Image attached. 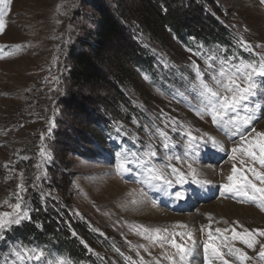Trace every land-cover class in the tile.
<instances>
[{
  "label": "rangeland",
  "instance_id": "rangeland-1",
  "mask_svg": "<svg viewBox=\"0 0 264 264\" xmlns=\"http://www.w3.org/2000/svg\"><path fill=\"white\" fill-rule=\"evenodd\" d=\"M88 1L10 0L6 7L0 5V10L5 13L3 18L5 27L0 32V49H3L0 51V212L12 211L9 205L17 200V184H23L26 188L23 193L24 204L27 209L31 206L29 204L31 194L28 189L36 185L37 182H34L39 177L38 173L45 165L44 162L49 161L52 153L55 163L51 174L55 180V186L51 187L50 191L55 193V195L52 194L53 196L58 195L68 209L73 210L78 219L86 223L91 233L97 236L98 241L95 243L88 240L84 242L88 245L89 255L91 254L102 264H141V257L144 264H155L164 251H174L168 245L162 249L152 241L142 239L137 234L138 230L142 231L141 226L167 228L171 233L184 231L185 229L176 226L186 224L199 242L197 255L202 262L198 264H204L202 243L207 239V231L204 233L199 231L201 225L211 224L213 230L216 227H235L237 232H242L245 228L264 230V212L253 203H241L236 199L221 197L219 189V186L226 182L225 176L230 174L233 164H236L238 170L249 179H252V176L247 169L254 167L260 171L259 164L253 163L250 158L241 157L240 154H237L235 161L229 160L231 149L236 146L233 140L238 143L239 138H232L228 144L224 143L220 135H226L217 131L210 122L211 119L200 118L193 111L199 105L190 90V82L194 79L192 63L198 64L202 70L205 68L204 60L193 53L202 52L207 56L211 51L217 56L233 55L223 48L208 50L201 44H192L190 48L172 37L167 47H163L148 40V35L144 32L140 33L139 29L131 24L134 21H125L131 24L132 29L138 30L141 40L145 43L144 48L154 56L155 72L159 80L156 82L152 75L138 70L136 77H133L135 83L130 84L128 81L118 80L110 66L100 64L98 70L106 81H118V84L117 81L115 84L123 101H117L113 107H108L104 103L106 98L101 97L93 106H89L92 114L96 112L101 118L104 117L109 126V131L104 132L106 145L102 155H94L91 152L92 146L83 140L78 142L82 134L77 133V128L84 133L101 137L94 122L92 125L85 122L86 119L93 120L94 114L89 117H85L80 112L67 115L62 104L58 102L59 98L64 97L70 89L81 92L84 97L89 96V93L96 97L100 93V96L105 93L101 87L88 92V88L86 90L74 85L68 79L72 63L71 49L78 48V40L95 28L96 15L88 6ZM103 1L111 5L113 3L112 0ZM201 1L208 15L231 32L235 50L238 51L235 54L236 57L250 60L264 55V3H261V0ZM170 2L185 24L201 21L200 25H204V22H207L204 15L200 17L197 13L202 9V5L194 7L190 4L185 12V5ZM139 3L140 0L126 2V4L135 5ZM196 14L201 19L195 18ZM240 40L246 41L252 47V51H244L238 43ZM127 43L125 40L112 44L106 55L118 50V47L125 50L128 47ZM195 48L198 50L194 51ZM145 75L149 77L148 80H145ZM35 95L44 96V101L37 107L31 102ZM257 99L262 105L264 104V96ZM51 115L54 117L59 115V131L62 132L55 136L56 142L48 146V139H53L54 133ZM173 120L182 122L187 128L172 131L171 121ZM253 127L256 131L264 132V114H261V118ZM117 128L122 130L120 134L116 132ZM157 128L167 132L170 154L173 156L183 155L186 135L182 137L181 132L187 131H191L195 136L208 133L229 150L224 161L229 162V169H226L223 163L210 166L212 169L200 168L205 166V163L199 157L202 154L197 155L199 164L194 166L201 170L203 178L212 182L205 189L214 190L215 193H210V199L206 203L189 207V212L180 210L167 212L165 203L159 201L157 206L153 207L148 199L139 205H132L130 202L134 197L128 193H138L140 190V186L134 182L136 176L128 174L121 179L114 174L112 165L115 163V152L121 148L128 151H140L143 146L152 144L161 153L158 162L166 160L161 138L156 132ZM108 134L113 137L110 138ZM245 134L248 140L256 139L255 133L251 131L249 133L246 131ZM122 139L127 142V145H122ZM42 147L46 152L45 157L39 155ZM73 147H77L80 154L71 152L70 149ZM87 148L89 151L84 152L83 150ZM240 159L246 161L243 166L240 164ZM172 163L176 167H181L175 160ZM183 167L187 170L186 165ZM128 176L130 181L126 179ZM111 179L117 181L120 186L106 187ZM39 180L41 181L40 177ZM57 184L60 187L63 186L67 192H60ZM178 188L174 186L172 191ZM38 191L40 188L33 187V192L38 193ZM223 204L250 209L251 213L255 212L257 215L247 213L245 217L239 218L231 211H216L219 208L223 210ZM224 221L228 223L225 224ZM233 221H237L239 226L234 225ZM225 235L230 237L231 233H225ZM1 236L2 233H0V239ZM257 239L264 241V237H257ZM177 240L179 241V237ZM140 245H144L148 251L139 247ZM234 246L241 248L249 256L255 255L253 250L248 249L238 240L234 242ZM13 249L10 248L1 254L0 264H13L14 257L10 255ZM137 251L140 256H137ZM192 260L193 264H197L195 259L192 258ZM160 264H168V261L161 259ZM246 264H252V262L249 261Z\"/></svg>",
  "mask_w": 264,
  "mask_h": 264
},
{
  "label": "snow or ice",
  "instance_id": "snow-or-ice-1",
  "mask_svg": "<svg viewBox=\"0 0 264 264\" xmlns=\"http://www.w3.org/2000/svg\"><path fill=\"white\" fill-rule=\"evenodd\" d=\"M8 3L10 0H0V5L5 7ZM261 3H264V0H261ZM4 15L5 13L0 10V32L5 27ZM238 43L244 51H252V47L246 41L240 40ZM257 47L260 46L257 45ZM193 54L202 58L205 63L203 70L195 62L192 63L194 79L190 82V90L199 105L193 111L200 118H210L213 126L230 139L239 138L238 143L233 140L236 146L231 149L229 160L235 161L237 154H240L241 157L250 158L253 163H258L261 169L260 171L254 167L247 169L252 176V179H249L238 170L236 164H233L230 174L225 176L226 182L219 186L220 195L226 199H236L241 203H253L264 212V132L256 131L254 127H251L254 121L264 114V105L257 99L264 96V55L249 60L243 57L238 58L235 54L217 56L211 51L207 56L202 52ZM144 78L149 79L147 75ZM171 125L174 132L178 128H187L182 122L178 123L175 120L171 121ZM250 127L251 132L255 133V140H248L245 134V130ZM121 131L120 128L116 129L118 134ZM156 132L161 138L165 161L158 162L161 153L152 144L143 146L140 151H128L121 148L115 152V163L112 165L114 174L121 179L128 174H134L136 176L134 182L140 186L138 193H128L134 197L130 202L132 205H139L148 199L149 191L163 192L175 203L186 200L189 193L183 187L185 184L190 183L202 189L212 183L203 178L201 170L194 166L200 147L206 146L210 141L214 149L224 151V146L210 134L202 133L201 136H195L191 131H187L181 132L182 137L186 135L183 155L173 156L170 154L167 132L159 128ZM205 137L207 139H204ZM41 139L43 140L44 137L42 136ZM39 155L46 156L43 147ZM173 160L181 167H176L172 163ZM245 163V159H240L242 166ZM184 165L187 166V170L184 169ZM177 185L179 188L172 191ZM17 189V200L9 205L12 211L0 212V233L30 219L29 210L24 204L23 193L26 188L23 184H17ZM152 203L153 207L157 206L154 200ZM224 223L228 222L224 221ZM232 223L239 226L237 221ZM176 227L185 230L169 233L167 228L141 226L142 231H137L142 239L152 241L162 249L168 245L174 250L164 251L155 264H160L161 259L167 260L168 264H193L192 258L198 251L199 242L186 224H179ZM199 231L201 233L207 231V239L202 243L204 264H237V262L246 264L249 261L252 264H264V241L257 239V237H264V230L245 228L242 232H237L235 227H216L213 230L209 224L201 225ZM229 232L230 237L225 235ZM237 240L253 250L255 255L249 256L241 248L235 247L234 242ZM139 247L148 251L144 245ZM136 254L140 256L139 251ZM10 255L14 257L13 264H75L70 256L64 257L59 253L53 255L45 248L24 244L15 246ZM141 264H144L143 257H141Z\"/></svg>",
  "mask_w": 264,
  "mask_h": 264
},
{
  "label": "trees",
  "instance_id": "trees-1",
  "mask_svg": "<svg viewBox=\"0 0 264 264\" xmlns=\"http://www.w3.org/2000/svg\"><path fill=\"white\" fill-rule=\"evenodd\" d=\"M112 1V5L103 0L88 1V6L96 15L95 28L78 40V48L71 49L70 58L72 63L68 72V79L74 85L83 87L86 90L88 88V92L101 87V90L105 92L104 95L100 96V93L96 97L89 93V96L84 97L81 92H74L70 89L64 97L58 100L67 115L80 112L85 117H89V115L93 116L94 114L95 117L91 116L93 120L86 119L85 122L91 125L94 122L95 128L101 137L98 138L87 132L84 133L79 128L76 131L82 134L78 142L83 140L86 144H90L92 146L91 152L97 156L105 152L106 135L104 132L109 130V126L103 119L104 117L101 118L96 112L92 114L89 106H93L101 97L106 98L103 99L108 107H113V104L117 101H123V97L115 84L117 80L106 81L98 70V66L100 64L110 66L118 80H125L130 84L135 83L133 77H136L138 70L152 75L156 82L159 80L155 72V58L144 48L145 43L141 40V35L138 30L132 29L131 24H134L140 33L144 32L148 35V40L163 47H167L171 37L184 46H190V48L192 44H201L206 49H214L218 46H233L229 42V37L233 38L231 32L208 15L201 0H140V3L136 5L126 4L129 0ZM170 1L185 5V12H187V6L190 4L194 7L202 5V9L196 12L200 17L204 15L207 22H204V25H200L201 21H192V23L185 24ZM198 14L195 18L201 19ZM125 21H134V23L130 24ZM125 40L128 42V47L125 50L118 47V50L106 55L112 44ZM116 83L118 84V81ZM42 101H44L42 95H35L31 100L35 107L41 104ZM58 117L59 115L57 117L51 115L50 119H53L54 133L53 139H48V146L56 142L55 136L62 132L59 131L60 118L58 119ZM71 134V137H73V133ZM76 148L73 147L70 151L79 153ZM83 151L88 152L89 149ZM48 160H46V163L44 162L45 165L41 167L38 173L41 181L39 179H36L35 182L32 181V183L37 182L36 185L33 184V187L40 188V191L38 193L33 192V187L28 189L29 194H31L29 199L31 206L28 208L30 219L25 220L19 226H12L11 229L2 233L0 254L19 244H24L45 248L52 254L59 253L64 257L70 256L75 264H102L99 260L93 258L91 254V256L89 255L88 245L85 243L86 240L95 243L98 241L97 236L91 233L86 223L78 219L73 210L68 209L58 195L53 196L55 193L50 191V188L55 186V180L51 174L55 163L52 153L51 158ZM56 172L61 173V171ZM56 186L59 187L60 192H67L63 186L60 187L58 184Z\"/></svg>",
  "mask_w": 264,
  "mask_h": 264
},
{
  "label": "bare ground",
  "instance_id": "bare-ground-1",
  "mask_svg": "<svg viewBox=\"0 0 264 264\" xmlns=\"http://www.w3.org/2000/svg\"><path fill=\"white\" fill-rule=\"evenodd\" d=\"M218 157V156H217ZM223 165H225V168L226 169H229L230 168V164H229V162H223ZM207 167V168H206ZM200 168H205V169H208V168H211L210 167V165H205V166H201ZM204 170V169H203ZM208 171V170H207ZM207 173V172H206ZM208 175V174H207ZM213 179V178H212ZM109 183V184H108ZM107 186L106 187H110V186H114V185H118V186H120L119 185V183L117 182V181H115L114 179H111V180H109L108 182H107ZM201 194H204L203 192H201ZM204 198H206L204 195H202ZM188 198H190V197H188ZM188 201H190V200H185V201H183L182 203H181V206H182V204L183 203H185V202H188ZM224 205V208H223V210H222V208H219V209H216V211H219V212H224V211H231L232 213H233V215H238L239 216V218L240 217H245V214L247 215V213H251L252 211L250 210V209H246V208H240V207H236V206H234V205H232V204H228V205H225V204H223ZM142 206H145V205H142ZM141 206V207H142ZM148 206V205H147ZM140 207V208H141ZM139 208V209H140ZM142 208H144V207H142ZM216 208V207H215ZM149 209V208H148ZM143 211V210H142ZM139 212V211H138ZM147 213V212H146ZM149 213V212H148ZM135 214V213H134ZM139 214V213H138ZM157 214V213H156ZM158 214H159V211H158ZM165 214V213H164ZM191 214V213H190ZM251 214H254L255 216L257 215V213H251ZM148 215V214H147ZM186 215H189V214H186ZM212 215V214H211ZM139 216H140V218H141V215L139 214ZM157 216V215H156ZM209 216V215H208ZM232 216V215H231ZM250 216V215H249ZM148 217H149V215H148ZM143 218V217H142ZM168 218V217H167ZM187 218V217H186ZM200 218V217H199ZM232 218V217H231ZM234 218H236V217H234ZM250 218V217H249ZM150 219V218H149ZM153 219H155L154 217H153ZM157 219V218H156ZM163 219H164V217H163ZM151 220V219H150ZM184 220V219H183ZM197 220V219H196ZM154 221V220H153ZM156 221V220H155ZM167 221V220H166ZM180 221V220H179ZM158 222V221H157ZM175 222V221H174ZM181 222V221H180ZM193 223V222H192ZM153 225H154V223H153ZM196 228V227H195Z\"/></svg>",
  "mask_w": 264,
  "mask_h": 264
}]
</instances>
